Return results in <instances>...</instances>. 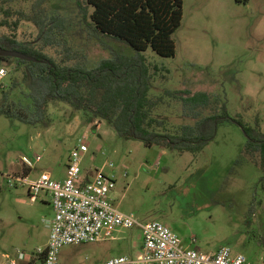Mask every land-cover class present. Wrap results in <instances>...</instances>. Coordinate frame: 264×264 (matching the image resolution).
Here are the masks:
<instances>
[{
  "label": "rangeland",
  "instance_id": "374dc122",
  "mask_svg": "<svg viewBox=\"0 0 264 264\" xmlns=\"http://www.w3.org/2000/svg\"><path fill=\"white\" fill-rule=\"evenodd\" d=\"M86 2L43 0V8L60 15L69 29L64 34L67 46L57 41V49L49 53L61 52L89 68L117 54L135 56L127 44L96 36ZM1 6L28 15L32 11V2L23 0H0ZM183 10L182 25L174 35L176 56L163 58L152 49L144 53L149 64L161 68L152 90V95L163 97L156 114L171 127L193 124L181 98L184 93H207L219 97V107L226 103L228 115L256 129L259 138L264 134V0L249 4L184 0ZM3 18L0 9V35L11 33L1 26ZM38 33L26 20L17 37L29 42ZM2 66L8 69L5 85L10 86L14 65ZM85 116L57 102L50 106L51 122L46 126L0 117V264H30V257L48 243L49 223L55 217L46 193L34 201L27 186L11 187L10 180L16 176L36 180L44 174L64 180L70 157L84 137L89 152L82 154L83 173L98 170L115 178L110 200L119 211L142 223H162L185 248L214 254L227 247L251 264H264V184L260 183L264 173L259 153L253 157L243 153L249 138L241 126L223 123L216 139L193 155L122 139L108 123H88L90 115ZM241 157L243 163L236 166ZM142 243L140 230H120L113 239L64 248L62 263L136 258Z\"/></svg>",
  "mask_w": 264,
  "mask_h": 264
},
{
  "label": "trees",
  "instance_id": "16d2710c",
  "mask_svg": "<svg viewBox=\"0 0 264 264\" xmlns=\"http://www.w3.org/2000/svg\"><path fill=\"white\" fill-rule=\"evenodd\" d=\"M23 1L32 2L30 15L11 6H1L4 14L1 26L11 33L0 35V47L37 61L0 55V65L13 64L15 74L10 86L2 89L0 117L46 126L51 122V104L60 102L74 111L86 113L85 117L90 115L88 123L98 120L108 123L122 139L140 141L149 148L193 155L202 153L216 139L223 123L231 122L241 126L248 135L243 153L250 157L259 153V166L264 173V134L259 133L256 138V129H249L242 121L231 118L226 103L219 107V97L184 93L181 99L188 116L194 118L193 124L171 127L168 120L156 114L163 97L152 95V90L161 68L149 64L144 53L152 49L163 58L176 56L174 35L183 22L184 0H87L86 8L92 10L88 14L89 25L96 36L123 42L136 52L133 57L114 55L94 68L74 62L58 51L51 55L50 50L58 47L57 41L67 46L64 34L69 29L65 20L45 10L43 0ZM236 1L249 4L251 0ZM26 20L39 31L34 41L24 42L17 37ZM207 110H210L208 115ZM242 163L241 157L235 165ZM260 183L264 184V176ZM43 261L44 255L31 264Z\"/></svg>",
  "mask_w": 264,
  "mask_h": 264
},
{
  "label": "built area",
  "instance_id": "2783aa9c",
  "mask_svg": "<svg viewBox=\"0 0 264 264\" xmlns=\"http://www.w3.org/2000/svg\"><path fill=\"white\" fill-rule=\"evenodd\" d=\"M8 76V69L0 65V89L7 87ZM85 141L86 137L80 139L79 146L72 153L64 180H54L49 174L36 180L28 176H16L10 180L11 187L27 186L34 201L46 193L55 212L49 223L48 243L30 257V264L43 255L42 264H63V249L66 247L113 239L120 230L134 229L143 235L138 257H116L96 264H251L244 255H235L227 247L214 254L185 248L181 239L162 223H142L134 215L119 211L110 200V193L116 186L115 178L98 170L83 173L82 154L89 152ZM40 161L41 157H38L36 162ZM27 165L34 168L32 162ZM20 259L24 260L25 255L21 254Z\"/></svg>",
  "mask_w": 264,
  "mask_h": 264
},
{
  "label": "water",
  "instance_id": "95a60500",
  "mask_svg": "<svg viewBox=\"0 0 264 264\" xmlns=\"http://www.w3.org/2000/svg\"><path fill=\"white\" fill-rule=\"evenodd\" d=\"M0 55L3 56V57H10V58H15V59H23V60L33 61V62L37 61L33 57H30V56L25 55V54L20 53V52L6 50V49H4L2 47H0Z\"/></svg>",
  "mask_w": 264,
  "mask_h": 264
},
{
  "label": "crops",
  "instance_id": "0c3cea01",
  "mask_svg": "<svg viewBox=\"0 0 264 264\" xmlns=\"http://www.w3.org/2000/svg\"><path fill=\"white\" fill-rule=\"evenodd\" d=\"M88 172H89V171H88ZM88 172H87V173H88ZM90 172H91V171H90ZM141 249H142V248H141ZM197 249H198V248H197ZM198 250H199V249H198Z\"/></svg>",
  "mask_w": 264,
  "mask_h": 264
},
{
  "label": "flooded vegetation",
  "instance_id": "af4514ba",
  "mask_svg": "<svg viewBox=\"0 0 264 264\" xmlns=\"http://www.w3.org/2000/svg\"><path fill=\"white\" fill-rule=\"evenodd\" d=\"M248 136V135H247Z\"/></svg>",
  "mask_w": 264,
  "mask_h": 264
}]
</instances>
